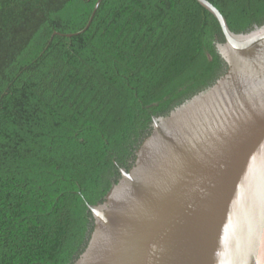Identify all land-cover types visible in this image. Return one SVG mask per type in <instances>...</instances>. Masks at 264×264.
<instances>
[{
  "label": "trees",
  "instance_id": "obj_1",
  "mask_svg": "<svg viewBox=\"0 0 264 264\" xmlns=\"http://www.w3.org/2000/svg\"><path fill=\"white\" fill-rule=\"evenodd\" d=\"M97 1L0 0V264H72L153 117L228 69L198 0H101L84 30ZM209 1L264 24V0Z\"/></svg>",
  "mask_w": 264,
  "mask_h": 264
},
{
  "label": "water",
  "instance_id": "obj_2",
  "mask_svg": "<svg viewBox=\"0 0 264 264\" xmlns=\"http://www.w3.org/2000/svg\"><path fill=\"white\" fill-rule=\"evenodd\" d=\"M198 1L221 25L228 69L153 117L130 166L88 203L94 228L72 264H264V24L235 32Z\"/></svg>",
  "mask_w": 264,
  "mask_h": 264
},
{
  "label": "flooded vegetation",
  "instance_id": "obj_3",
  "mask_svg": "<svg viewBox=\"0 0 264 264\" xmlns=\"http://www.w3.org/2000/svg\"><path fill=\"white\" fill-rule=\"evenodd\" d=\"M127 160H128L127 163H128L129 165H130V164L132 163V161H133L132 158H130V159L128 158ZM114 179H115V178H113V177L111 178V180H112L113 182H114Z\"/></svg>",
  "mask_w": 264,
  "mask_h": 264
}]
</instances>
